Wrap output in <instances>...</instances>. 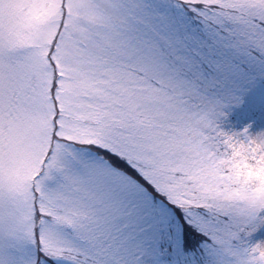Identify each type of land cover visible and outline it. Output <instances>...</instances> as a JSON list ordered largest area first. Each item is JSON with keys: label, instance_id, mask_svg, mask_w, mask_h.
<instances>
[{"label": "snow or ice", "instance_id": "snow-or-ice-1", "mask_svg": "<svg viewBox=\"0 0 264 264\" xmlns=\"http://www.w3.org/2000/svg\"><path fill=\"white\" fill-rule=\"evenodd\" d=\"M0 264H264V0H0Z\"/></svg>", "mask_w": 264, "mask_h": 264}]
</instances>
